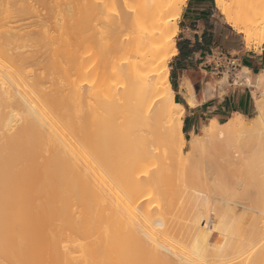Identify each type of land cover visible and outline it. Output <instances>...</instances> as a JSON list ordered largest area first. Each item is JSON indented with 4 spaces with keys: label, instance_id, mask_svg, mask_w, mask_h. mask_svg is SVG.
I'll return each mask as SVG.
<instances>
[{
    "label": "bare ground",
    "instance_id": "1",
    "mask_svg": "<svg viewBox=\"0 0 264 264\" xmlns=\"http://www.w3.org/2000/svg\"><path fill=\"white\" fill-rule=\"evenodd\" d=\"M185 4L186 0H0V264H218L229 255L224 263L236 258L244 259L240 264L246 259L248 264L264 261L262 227L222 229L231 227L230 222L219 221L214 225H224L216 228L219 237L212 242L207 224L180 233L182 225L177 232V224L173 227L174 221L166 220L168 213L167 218L163 213L167 226L161 214L154 226L139 225L151 219L153 203L155 211L160 206L173 209L171 202L179 209L180 200H174L192 197L194 190L190 193L188 187L202 170L194 165L202 161L199 152L206 144L252 130L242 114H235L222 123L212 119L203 126L202 136L183 132L185 107L175 99L168 64L178 52V20ZM215 5L243 35L246 46L264 43V0H215ZM26 17H33L35 34L21 31ZM79 38L89 53L84 66L89 85L83 89L71 78ZM248 71L242 68V73ZM188 79L181 80L180 89L193 107L197 98ZM256 82L258 89L264 88V74ZM214 89L207 86L206 96ZM256 103L253 128H261L264 102L258 97ZM257 146L248 148L256 156L247 170L243 168V181L264 198V148ZM171 155L178 156L181 175L179 167L165 166ZM213 159L210 164L223 174L211 165L219 177L208 169V176L198 173L204 185L197 178V190L207 188V183L209 190L219 181L229 188L238 182L232 179L236 169L227 170L226 163L221 167L218 158ZM243 162L234 159L232 165ZM225 174L233 175L230 179ZM236 174L238 180L240 173ZM210 175L220 179L213 182ZM220 183L212 189L228 192ZM199 191L192 199H202ZM190 198L183 200L188 204ZM168 223L177 230L170 231Z\"/></svg>",
    "mask_w": 264,
    "mask_h": 264
},
{
    "label": "rangeland",
    "instance_id": "2",
    "mask_svg": "<svg viewBox=\"0 0 264 264\" xmlns=\"http://www.w3.org/2000/svg\"><path fill=\"white\" fill-rule=\"evenodd\" d=\"M187 1V0H186ZM212 2V8H213V13H215V18L217 19V20H219V22L220 23H222L225 27H226V29L228 30V34H226V35H221L220 37H219V39H218V41L215 43V47H214V50L213 51H211L210 52V58H211V60H210V62H209V64L208 63H206L205 65H202V66H200V65H188L187 67H185V71H183V72H181L180 74H179V76H177L176 75V88L174 89V95H175V99L177 98V96L179 97V99L181 100V101H183V102H185V90H181L180 89V82H181V80L185 77V78H189L188 80L191 82V84H192V86L194 87V92H195V96H196V98H197V100H198V102H200V101H203V100H208V102L210 103V102H214V103H217V101L218 100H221L225 95H226V91L231 87V86H229V83H231L232 82V78H234V77H236V76H234V71H236V69H231V67H230V65L228 64V59L229 58H231V57H235L237 54H239V53H241V51H245V50H258V49H260L263 45H264V43H262V44H258V43H253V44H251L249 47L248 46H246V44H245V42H244V39H243V35L241 34V33H238L235 29H233L227 22H226V20H225V17L220 13V11H219V9L216 7V5H215V0H211ZM185 6V5H184ZM181 16V15H180ZM179 20H180V18H179ZM179 20H178V25H180L179 24ZM22 32L23 33H36V31H37V27H36V24H35V22L33 21V17H26L24 20H22ZM178 33H179V28H178V32H177V36H178ZM177 36H176V45H177ZM77 43V45H75ZM76 43L74 44V49H73V53H72V61H71V64H72V69H71V78L73 79V81L75 82L74 84L76 85V87H78L77 85H79L80 87L83 85V88H85L86 87V85L88 86L89 85V83L87 84V82L85 81V71H84V66H86V62H87V60H88V55H89V53H88V50L85 48V45H84V40L82 39V38H79V39H77L76 40ZM31 45H33V44H31V41L29 42V49H31L30 47H32ZM33 48V47H32ZM37 65V64H36ZM36 65H32V67L31 68H33L34 70L36 69V71H38V65L36 66ZM169 69H170V74L172 73V71L174 70V65H175V60H174V56L171 58V60H170V62H169ZM211 65L214 67V68H211ZM238 67V66H237ZM187 76V77H186ZM170 77H171V75H170ZM251 77V76H250ZM235 80L237 81L236 83H242L243 81L245 82V80H244V78L241 76V74L240 73H238L237 74V77L235 78ZM224 82L223 84H224V86H221V84H222V82ZM78 83H80V84H78ZM245 83H247V82H245ZM257 82H256V79H252V77H251V84L250 85H253V89H254V91H253V100H254V104H253V110L251 111V113L249 114V115H245V116H243L242 115V120L246 123V125L249 127V128H251L252 130L250 131V132H248V133H246V134H236L235 133V135L234 134H230V135H228L227 137H225V139H221V140H214V142L211 144L212 146H210V144L208 143V144H206V146H204L203 147V150L201 151V153L199 152V155L200 154H203V155H200V156H202V158H200V160H202L201 162H202V165H201V162L200 163H195L196 165H194L195 167H200L199 169L201 170H199L200 171V173L198 172V169L197 168H194L193 167V165H192V167L191 168H194L199 174H203V176L205 177V176H208L209 174H211V171H210V173L208 172V170H212V174L211 175H216L217 173H215V172H213L214 170L212 169V166L211 165H213V163L212 164H210L211 162L210 161H212V159L213 158H215V160L216 161H218V164L220 165L221 164V167L224 165V166H227V167H229V168H226V167H224L223 169H230L231 168V170H232V168H234L232 171H234L235 169H236V171H234L233 172V174H234V176H232V179L233 180H236V181H238V182H235L234 183V181L232 182L233 183V187H232V185L230 184V181H228L229 180V176H231V175H233V174H231V175H229V176H226V174L228 175L229 174V171H225L226 172V174L224 175L225 177H229L226 181H227V183L229 182V184L231 185L230 186V188L227 186L228 184H226V186L225 185H223V184H221L220 183V181L219 182H216L215 180L217 179V177H216V179L214 178V177H212L211 175V177H212V179L214 180H212L213 182H216L217 184L218 183H220L221 185H223L224 187H228V189L230 190H228V192L226 191V192H224L223 190L224 189H226V188H222L223 190H221L222 192H220L219 194H218V191L217 190H215L214 191V189H212L213 187H214V185H217L216 183L214 184H211V185H213V187H210V189H212L211 190V192H213V193H211L210 194V189L208 190L207 188H208V183L207 182H205V185H206V183H207V188L205 187V186H203V190H202V188L201 189H199L203 194H202V196H200V197H202V199L200 200V198H199V196H198V198L199 199H196V197L194 198V199H192L193 198V195H194V193H195V190H196V192H198L199 190H197L196 189V187L197 186H200V184H199V181H198V179H200V183L202 184V185H204L203 184V182H201V180H203V179H201V176L197 173V174H194V175H196V176H198L197 178H194L193 179V182H194V184L193 185H195V188L193 187V188H191L193 185L191 184V186H189L188 188H190V190H188L190 193H191V191L192 190H194L193 191V194H191L192 195V197L190 198V195H187L186 197H184L183 196V199H188V198H190V200H189V202H194V201H196L197 200V205H199L198 207L196 206V202H194L195 203V206H192V204H194V203H190V206H189V202H188V204H187V202H186V200H183L182 198L180 199H178V200H174V201H179V203L181 204V203H183L182 205H180L179 204V206H181L179 209H177L178 208V205L177 204H174L173 202H171V206L173 207V209H168V208H163V206H160L161 207V209H160V207L158 208L159 209V211H158V209H156L157 211H155V207H153L152 205H154V203L152 204V205H150V204H148L147 206H149V207H152L153 209L151 210V208H149L150 210L147 212L148 213V217L149 218H151V219H144V222H143V224H141V222H140V226L142 225V227H151V226H154V222L156 221V219L157 218H159L160 217V214L163 216L164 214H165V216H166V214L168 213V219H166L167 221H169V223H171L170 221H174V223L172 222L171 224H172V226L173 227H175V225L177 224V228H178V231L177 232H179V230H181L182 228V230L181 231H183V232H180V233H184V230H185V232H187L189 229H193L195 226H199V227H201V228H205L207 225V227L205 228V230L206 231H208L209 230V233H212V242H214V240L216 239V237H219L218 235L219 234H217V230H219L220 228H222V226L224 225H220V226H217V225H214V223H216V222H219V221H225V222H230V224L229 225H231V227L230 226H224V228H222V229H226L227 227V229H231V228H234V227H232V226H236L235 228H237L238 227V230H242V231H244V229H241V228H247V229H245V230H250V231H252V230H255V228L257 227L258 228V231H259V229L262 227V228H264V224H263V222H264V198H260L261 196H259L258 194V196L259 197H256L257 195H256V191H255V189H253L252 190V188H254V187H252L251 189H250V187L251 186H246L245 187V185H244V181H243V179H244V177L246 176V171H245V169H244V171H245V173H243V168H246V170H247V167L246 166H248V167H250L251 165H250V163L252 162V160L254 159V157L256 156V153H255V155H254V153H253V151H249V150H254L255 149V147L257 146V148L260 146L262 149L264 148V127L262 126L261 128L259 127V128H253V119L255 118V116L257 115V103H256V101L258 100V97H259V99L260 100H262L263 102H264V88L263 87H261V89L259 90L258 89V87H257V85H255ZM172 84V83H171ZM220 84V85H219ZM222 84V85H223ZM47 85V84H46ZM254 85H255V87H254ZM207 86H211V87H213V91H215V92H213L211 95H207L206 96V94H205V89H206V87ZM79 87V88H80ZM220 87V88H219ZM222 87V88H221ZM82 88V87H81ZM82 88V89H83ZM257 88V89H256ZM81 89V90H82ZM217 89V90H216ZM219 89V90H218ZM221 89H223V90H221ZM221 91V92H220ZM177 93H179V95H177ZM73 94V93H72ZM205 94V95H204ZM74 96H75V94H74ZM73 96V97H74ZM206 96V97H205ZM210 96V97H209ZM183 97V98H182ZM261 97V98H260ZM256 105V106H255ZM184 118V117H183ZM228 118H225V119H223V118H221V119H217V121L219 122V123H222V122H224L225 120H227ZM211 122V120H203L202 122H199V125H198V127L196 128V134L197 135H200V136H202L203 135V126L204 125H206V124H209ZM223 130V129H222ZM186 136H188V134H185ZM224 140V141H223ZM221 141V142H220ZM215 146V147H214ZM207 147V148H206ZM251 147H253V149L251 148ZM259 147V150H261L262 151V149ZM212 148V149H211ZM248 148H250L249 150H248ZM189 149V146L187 147V148H185L184 149V155H186L187 154V150ZM206 152H205V151ZM259 150H256L257 152L259 151ZM213 151H214V153H213ZM263 151H264V149H263ZM203 152V153H202ZM204 152H205V154H204ZM216 152V153H215ZM253 153V154H252ZM217 154V155H216ZM249 154H251L250 156H249ZM258 154H261V152L260 153H258ZM257 154V155H258ZM262 154H264V153H262ZM254 157H253V156ZM247 156V157H246ZM178 157V156H177ZM176 156H174L173 155V157H172V155L168 158V160H170V161H168L167 160V158H165L166 160H167V163H169V164H167V163H165V162H163L164 164H167V165H165V166H167V167H169L168 165H174V168H176V170H177V167H179L178 166V164H179V162H178V158H177ZM248 157H249V159H248ZM250 157H252L251 159H250ZM196 158H197V156H196ZM198 158H199V156H198ZM212 158V159H211ZM217 158H218V160H217ZM228 158H230V159H228ZM243 158V159H242ZM235 159V162H241V160H242V162L243 163H241L242 165H244L245 164V166L244 167H242V168H240L241 167V164H238L239 165V167H238V165H236V163H234L236 166H234V165H232L233 163V160ZM245 159V160H244ZM214 159H213V161H215ZM197 161L199 162V159H197ZM230 161H231V165L232 166H228L229 164H230ZM173 164H172V163ZM196 162V161H195ZM250 162V163H249ZM208 163V164H207ZM215 163V162H214ZM217 164V163H216ZM175 165H176V167H175ZM201 165V166H200ZM204 166V167H203ZM208 166V167H207ZM211 166V167H210ZM213 166H215V165H213ZM217 166V165H216ZM216 166H215V170H221V168L219 167V169H218V167H217V169H216ZM172 166H170V168H171ZM174 168H172V169H174ZM180 169H181V167H179ZM209 168H211V169H209ZM179 169V170H180ZM206 169V173H205V171L204 170ZM208 169V170H207ZM240 169V170H239ZM175 170V169H174ZM179 170L177 171L178 172V174L179 175H181L180 173H182L183 172V168L180 170L181 172H179ZM218 171L219 173L222 171ZM250 170V169H249ZM195 171V172H196ZM216 171V172H217ZM238 171V172H237ZM177 172H176V174H177ZM214 173V174H213ZM218 173V174H219ZM222 174H223V171L221 172ZM235 173H237L236 175H238V173H240V175L242 176L243 174V178L240 176V175H238L237 176V178H238V180L236 179V176H235ZM243 173V174H242ZM248 173V172H247ZM178 174H177V176H178ZM201 174V175H202ZM218 174H217V176H218ZM195 176V177H196ZM200 176V177H199ZM239 176L241 177V178H239ZM219 177V176H218ZM233 177H235V179L233 178ZM203 178V177H202ZM208 178V177H207ZM196 179V180H195ZM218 179H220V178H218ZM218 179H217V181H218ZM224 179V178H223ZM222 179V181L223 182H225V180H223ZM231 179V178H230ZM240 179H242V180H240ZM205 180H208V182L209 183H212V182H210L209 181V179H204V181ZM210 180H211V178H210ZM196 181H197V186H196ZM179 182H181V180L179 181ZM192 182V181H191ZM242 182V183H241ZM219 185V184H218ZM244 185V186H243ZM220 186V185H219ZM222 186V187H223ZM204 187H205V189L206 190H208V192L209 193H206L205 192V189H204ZM248 188V190H249V192L247 191V189L245 190L246 192H248V193H244V189H242V188ZM237 188V189H236ZM186 189H187V187H186ZM227 190V189H226ZM233 192H232V191ZM234 190H235V192H234ZM239 190H240V196H238L239 195ZM250 190L252 191V192H250ZM199 191V192H200ZM255 191V192H254ZM200 192V193H201ZM216 192V193H215ZM224 192V193H223ZM230 192H232V194L234 195L233 197H230V195H232ZM255 194H254V193ZM205 193V194H204ZM221 193H223V194H226V195H221ZM196 194V193H195ZM198 194V193H197ZM196 194V195H197ZM214 194V195H213ZM216 194H218V196L216 195ZM230 194V195H229ZM236 194H238V195H236ZM201 195V194H200ZM243 195H245V196H243ZM189 196V197H188ZM217 196V197H216ZM204 197H206V198H204ZM254 197H256V198H254ZM264 197V196H263ZM257 198H258V200H257ZM260 198V199H259ZM184 202H183V201ZM193 200V201H192ZM199 200V201H198ZM205 200V201H204ZM188 201V200H187ZM201 201V202H200ZM260 201H263L262 203H260ZM143 202H145V201H142V203L141 204H144ZM186 202V203H185ZM176 203V202H175ZM202 205H200V204ZM253 203H255V204H253ZM256 203H258V204H256ZM147 204V203H146ZM256 205L258 208H256L255 209V207L253 208L252 207V205ZM145 205V204H144ZM173 205H176L175 206V208H174V206ZM186 205V206H185ZM258 205H260V207L261 206H263V207H261L262 209L260 210L259 208V206ZM155 206V205H154ZM184 206H185V208H187V206L189 207V208H187V209H189L188 211L186 210V209H184ZM210 206V207H209ZM156 207H158V206H156ZM197 210H195L194 208ZM252 207V208H251ZM163 208V209H162ZM190 208H192L193 210H194V212H193V210H192V212L190 211ZM165 209H166V213L164 212L165 211ZM211 209V210H210ZM217 209H219V211H216ZM253 209V210H252ZM160 210H162V211H160ZM164 210V211H163ZM171 210H173L174 212H175V214H174V212L173 211H171ZM179 210V211H178ZM183 210H184V213H182V215H180L181 214V212H183ZM185 210H186V212H187V214H185ZM206 210V211H205ZM210 210V211H209ZM221 210V211H220ZM246 210V211H245ZM249 212H248V211ZM258 210H259V212H258ZM153 211H155V213H153ZM178 211V214L179 215H177L176 214V212ZM196 211V212H195ZM200 211V212H199ZM208 211V212H207ZM212 211V212H211ZM152 212V213H151ZM159 212H162V213H159ZM171 212H172V214H171ZM217 212V213H216ZM224 212V213H223ZM245 212H247L246 214H244ZM164 213V214H163ZM193 213H194V215H193ZM220 213H221V215H220ZM241 213V214H240ZM250 213H251V215H250ZM254 213H256V214H254ZM153 215V216H151V215ZM169 214H171L170 216H169ZM185 214V215H184ZM197 214V215H196ZM201 214V215H200ZM206 214V215H205ZM239 214H240V216L242 215L243 216V218H242V216H241V218H240V216H239ZM244 214V215H243ZM259 214V215H258ZM176 217H175V216ZM189 216V218H188V216ZM191 215L193 216V217H191ZM208 215H210V216H208ZM224 215V216H223ZM255 215H256V217H255ZM159 216V217H158ZM165 216H163V217H160V219L162 218H164ZM167 216H166V218H167ZM181 216V217H180ZM250 216V218H247V217H249ZM253 216V217H252ZM259 216V217H258ZM263 216V217H262ZM184 217H186V219L184 218ZM206 217H209L208 219L206 218ZM252 217V218H251ZM261 217V218H260ZM170 218H171V220H170ZM188 218V219H187ZM255 218V219H254ZM257 218V219H256ZM141 219H143V218H141ZM161 219V220H162ZM165 219V218H164ZM164 219H163V222H165L164 221ZM173 219V220H172ZM191 219V220H190ZM195 219V220H194ZM197 219V220H196ZM207 219V220H206ZM228 219V220H227ZM253 219V220H252ZM176 220H177V223H176ZM179 220V221H178ZM188 220V221H187ZM192 220H194V221H192ZM211 220V221H210ZM242 220H244V223H242ZM247 220V221H246ZM250 220H252V222L254 223H252V222H250ZM256 220H258V221H256ZM184 223V225L182 224V222ZM180 222V223H179ZM211 222V223H210ZM236 222V223H235ZM250 222V223H249ZM255 222H256V224H255ZM168 223V224H169ZM222 223V222H221ZM234 223V224H233ZM246 223V224H245ZM180 224V225H179ZM186 224V225H185ZM188 224V225H187ZM194 224V225H193ZM198 224V225H197ZM207 224V225H206ZM216 224H218V223H216ZM227 224V223H226ZM238 224H240V225H238ZM248 224V225H247ZM144 225V226H143ZM165 225L167 226V223L165 222ZM181 225H182V228H181ZM203 225H204V227H203ZM211 225V226H210ZM245 225V226H244ZM253 225V226H252ZM169 226H170V231H171V229H172V226L169 224ZM249 226V227H248ZM258 226H260V227H258ZM209 227V228H208ZM215 227V228H214ZM219 227V229H217L216 230V228H218ZM241 227V228H240ZM252 227L254 228V229H252ZM177 228H174V230L172 229V231L173 232H175L176 230H177ZM234 228V229H235ZM256 228V229H257ZM261 228V230L262 231H264V229H262ZM176 229V230H175ZM188 229V230H187ZM233 229V230H234ZM252 229V230H251ZM237 230V231H238ZM190 231V230H189ZM263 233V232H262ZM264 240V239H263ZM262 240V241H263ZM264 242V241H263ZM230 256V255H229ZM226 257V258H231V257ZM225 258V259H226ZM240 258V257H239ZM225 259H223V260H225ZM221 260V259H220ZM222 260V261H223ZM231 260H233V259H230L229 261H231ZM241 260V258L239 259V261L237 260V258L235 259V262H234V260H233V262H228L227 260V262L226 263H224V261H223V264H235V263H239L240 264V262H242V261H244V259L242 260V261H240ZM222 261H220L219 262V260H218V262L220 263V264H222ZM237 261V262H236ZM248 261H250V260H247L246 259V263L245 262H243L242 264H248ZM254 261V262H253ZM213 262H215V261H213ZM264 262V261H263ZM263 262H261V263H259V261H257L256 260V262H255V260H252V262H249V264L250 263H252V264H263ZM172 263V262H171ZM180 263H182V262H180ZM183 263H185V262H183ZM209 262H206V264H208ZM211 263H212V261H211ZM218 263V264H219ZM151 264H153V263H151ZM173 264V263H172ZM187 264V263H186ZM195 264V263H194ZM198 264H200V263H198ZM201 264H203V263H201ZM205 264V263H204ZM210 264V263H209ZM214 264H217V262L216 263H214Z\"/></svg>",
    "mask_w": 264,
    "mask_h": 264
},
{
    "label": "crops",
    "instance_id": "3",
    "mask_svg": "<svg viewBox=\"0 0 264 264\" xmlns=\"http://www.w3.org/2000/svg\"><path fill=\"white\" fill-rule=\"evenodd\" d=\"M211 2V0H187L183 7L177 36L178 52L174 55V72L177 76L185 71L188 65L209 64L210 52L214 50L215 43L221 35L228 34L226 27L215 18ZM233 58L238 65L233 72L234 76L241 74L244 67L249 70L241 74L247 83L244 81L236 83V77L232 78V82L229 83L231 87L217 103L197 100L196 105L191 107L186 102H182L185 107L182 123L185 134L195 133L199 122L204 119H225L235 114L245 116L253 110L254 89L253 85H250L251 77L257 80L259 75L264 74V45L258 50L241 51ZM211 68L214 67L211 65Z\"/></svg>",
    "mask_w": 264,
    "mask_h": 264
},
{
    "label": "trees",
    "instance_id": "4",
    "mask_svg": "<svg viewBox=\"0 0 264 264\" xmlns=\"http://www.w3.org/2000/svg\"><path fill=\"white\" fill-rule=\"evenodd\" d=\"M171 83H172L173 88L175 89V88H176V73L174 72V70H173L172 73H171ZM176 100H177V101L179 100V102H181V100L179 99L178 96H177ZM182 102H183V101H182ZM182 102H181V103H182Z\"/></svg>",
    "mask_w": 264,
    "mask_h": 264
},
{
    "label": "built area",
    "instance_id": "5",
    "mask_svg": "<svg viewBox=\"0 0 264 264\" xmlns=\"http://www.w3.org/2000/svg\"><path fill=\"white\" fill-rule=\"evenodd\" d=\"M228 64L230 65L231 69H235L238 66L233 57L228 59Z\"/></svg>",
    "mask_w": 264,
    "mask_h": 264
}]
</instances>
